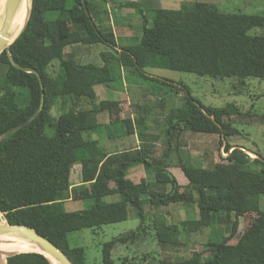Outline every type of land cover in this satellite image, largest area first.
Wrapping results in <instances>:
<instances>
[{"label": "trees", "instance_id": "obj_1", "mask_svg": "<svg viewBox=\"0 0 264 264\" xmlns=\"http://www.w3.org/2000/svg\"><path fill=\"white\" fill-rule=\"evenodd\" d=\"M107 18V11L93 0H32L23 30L0 53L4 66L0 73V212L4 218L0 223L31 227L62 249L73 264H84V248L69 244V232L125 220L130 206L143 224L145 206L193 203L199 218L178 225L154 220V233L159 243L176 245L181 244L176 237L180 231L189 235L208 226L204 248L175 262L154 263L143 254L140 264H264V209L259 203L264 196V158L253 152L258 156L251 160L239 146L227 155L232 164L197 166L187 152L182 159L179 146L172 144L183 131L215 133L228 150L232 145L227 137L239 134L229 119L243 113L233 103L203 105L182 84L143 72L144 66L153 64L151 56L164 67L214 79L264 78V13L225 11L214 3L197 1L175 9L154 8L149 18L143 15L140 42L135 46L117 45L113 32L103 29ZM256 28L259 33H250ZM77 43H103L113 52L99 53L102 66L83 64L65 52L66 46ZM121 67L171 91H183L184 105L171 106L164 116L167 148L160 156L152 155L154 146L147 143L108 154L91 138L101 126L99 113L116 103L96 102L94 86H111L112 75L120 74ZM144 116H134V125L144 126ZM127 133H133L132 127ZM174 152L187 178L184 185L167 168V158ZM251 162L259 168L250 169ZM76 163L82 165L81 181L72 184ZM139 164L153 173L152 182H134L127 176L128 169ZM112 196L116 198L109 199ZM67 200L91 204L67 210ZM248 212L256 216L237 233L239 218ZM142 224L106 241L101 264H115L114 245L147 233ZM231 238L234 243H229ZM46 257L19 252L2 257V264L5 259L6 264H55ZM127 264L135 263L127 260Z\"/></svg>", "mask_w": 264, "mask_h": 264}, {"label": "rangeland", "instance_id": "obj_2", "mask_svg": "<svg viewBox=\"0 0 264 264\" xmlns=\"http://www.w3.org/2000/svg\"><path fill=\"white\" fill-rule=\"evenodd\" d=\"M114 1L119 2L122 0H106L102 1L101 4L104 9L113 13L116 20L121 21L125 26H129L131 36L128 34V29L125 30L127 34L123 31H119L117 35L114 34L116 44L118 43L120 45L129 46L139 44L142 17L144 15L149 18L151 16V11L154 8L175 9L178 8L181 3L197 1L214 3L220 9L225 11L264 13V0H136L137 6H127L122 9L123 14L124 12L127 13L126 16L121 17L119 16L118 10L113 9V7L111 10L109 9L108 2L113 3ZM111 31L113 32V30ZM253 32L259 33L260 29L256 28L250 31V33ZM104 45L99 43L90 47L89 50H105L106 48ZM150 62H153V64L144 66L143 72L145 74L160 77L162 79L173 80L177 84H182L190 94L197 98L203 105L217 107L233 103L243 113L237 116L233 115L229 119L230 121L235 122L234 126L238 129L239 134L227 137V141L232 145L228 150L224 148L223 144H219L220 137L218 134L183 131L181 133L182 136L180 134L178 138V140L182 141V144L178 147V150L182 151L180 152L182 159H186L185 153L189 152L190 159L194 165H205L207 167H218L219 165L225 166L227 164H232V162L227 160L229 152H231L234 147L239 146L243 147V151L251 160H253L252 158H256V155L253 152H258L260 156L264 158L263 77H224L214 79L208 76H199L193 72L164 67L157 59H155V57L152 58L150 56ZM3 68L4 66L0 63V73L3 71ZM112 77L114 80L110 82L111 86L107 85L106 87L102 83L96 84L98 95H102L104 98H110L111 96L125 93L124 90H120L119 88H121L122 84L126 83L129 84V90L131 91H137L140 89L142 93L144 92L143 95H145V97H147L149 93V100L143 101V105H141V108L139 109L134 105L133 112L135 116L144 114L146 117V123L144 125L146 127L148 126L147 130L151 132V134L157 135L156 139L158 140V144L155 145L152 154L157 156L162 150L167 148L165 135L159 132L165 125L164 116L168 113L171 106L179 107L184 105L183 91H171L163 83L152 81L151 79L145 78L137 72L129 69H126V73H123L122 76L120 74H114ZM100 89L103 92H100ZM137 96L142 98L140 94H137ZM139 101L142 100L136 102L138 103ZM117 127L116 129H118ZM141 127L142 125H136V128L138 129ZM109 128H112V126L108 125L107 129ZM176 140L177 139L172 140L173 146L176 145ZM167 159V165H169L168 167L170 168L169 171H171L178 181L182 183L186 177L178 166L180 164L177 156L172 153ZM259 166L260 164L258 163H248L250 169H257ZM72 169L71 180L74 181V178H76V169L75 167ZM145 173L147 180L152 182L153 173L146 171ZM157 187L154 186L156 189ZM165 189H169V185H167ZM112 197L113 198L109 199L116 198L115 196ZM259 203L260 207L264 209V196L260 197ZM90 204V200H67L64 202V207L67 210H76L87 208ZM144 209L147 216L143 224L137 216L135 209L130 206L128 208L127 219L116 223L103 224L95 229L82 228L71 231L67 236L68 242L71 246H80L84 248V264H101L103 244L131 229L135 230L140 224L146 226L145 231L147 233L140 235L134 241L127 243L120 242L114 245L111 251V256L115 264H119L125 257L128 262L131 261L132 263L140 264L143 254H148V261H154V263H157V261L161 259L175 262L190 258L193 252L201 251L204 248V244L210 234L208 226L189 235L180 231L176 237L181 244L176 245L159 243L154 233V220H164L167 223L178 225L181 220L199 218L200 213L195 204L171 203L166 206L155 208L145 206ZM255 216V212H248L244 216H241L239 218L237 233L241 232L244 227L248 226ZM0 218H4L1 212ZM224 233H227L226 227H224ZM235 240V238H231L229 243H234ZM127 260L125 264H127Z\"/></svg>", "mask_w": 264, "mask_h": 264}, {"label": "crops", "instance_id": "obj_3", "mask_svg": "<svg viewBox=\"0 0 264 264\" xmlns=\"http://www.w3.org/2000/svg\"><path fill=\"white\" fill-rule=\"evenodd\" d=\"M93 1H96L101 6V9L106 10L108 13V18L104 22L106 27H103V29L105 31L106 30H113V32H114L113 35L114 34L117 35L119 31L125 32V30L128 29V34L131 36L129 26H125L124 23H122L119 20H116L113 13H110L107 9L103 8L101 2L106 1V0H93ZM125 1L126 0H122L119 2L114 1L113 3L108 2L109 9L111 10L113 7V9H116L119 11V16L124 17V16H126V13H127V12L126 13L124 12V14H123V12H122V9H124L126 7L125 4L129 3V2L135 3L136 0H127L126 2ZM97 44H99V43H96V44H78V43L77 44H71V45H68L65 47V52L70 54L76 61H78L80 63H83V64L93 63V64H96L98 66H102L103 61L100 58L99 53L101 51H104V50H100V49L97 51L89 50L90 47L97 45ZM101 44H103V43H101ZM117 45L126 46V45H120L118 43H117ZM104 46L106 49H109L108 51H112L107 45H104ZM126 69L134 71L131 68L121 67V70H120L121 76L123 73H126ZM129 87L130 86L128 83L122 84L121 88H119V89L124 90L125 93H121V94H118L115 96H111L110 98H104V97H102V95L100 96L97 94L96 85L94 86V90H95V93L97 96L96 102L106 101V100L116 102L115 104L111 105L109 108H105L99 113L98 120L101 123V126L98 129V131L94 132V134L91 137L92 139H96L98 147L101 148L104 152H106L108 154L118 152V151H122V150L136 149V148H139V146L142 143L152 144L154 146V148H155V145L158 144V140L156 139L157 135L151 134V132H149L147 130L148 126L146 127L145 125L144 126L142 125V127L140 129H138V128H136V125H134V123L132 122L133 117L135 116L134 112H133L134 105L138 109L141 108V105H143V101L149 100V93L146 92V93H148V96L145 97V95H143L144 92L142 93L140 91V89H138L137 91H134V90L131 91V90H129ZM100 92H103V91H101V89H100ZM137 94H140L142 96V98L137 96ZM138 100H142V101H139L137 103L136 101H138ZM84 106H87V104L85 103ZM138 116L141 117V116H144V114H139ZM145 119H146V117H145ZM145 119H144V121L146 123ZM127 120L130 121L129 122L130 124L124 123ZM108 125H111L112 128L107 129ZM116 127L118 129H116ZM131 127L133 129V133H127ZM146 130L148 131L149 134L147 133ZM159 132L162 133V130H160ZM181 136H182V134H181ZM176 144H177V146L180 147V145L182 144V141L178 140L176 142ZM163 153H164V150H162L157 156H160ZM176 153L177 152H174L175 155H176ZM188 154H189V152H188ZM189 156H190V154H189ZM168 166H167V168L169 170L170 168ZM178 166L180 167V165H178ZM197 166H199V165H197ZM200 166H205V165H200ZM73 167H75V169H76V173H75L76 178H74V181H72V184H79L81 181V167H82V165H81V163H77V165L75 164ZM78 167H79V169H78ZM72 172H73V169H72ZM127 176L134 182H139L141 179L147 180L146 173L144 170V166L142 164H139V165H136V166L129 168L128 172H127ZM177 181H178V179H177ZM186 183H187V178H185L183 180V182L180 184L184 185ZM110 198H113V197H110Z\"/></svg>", "mask_w": 264, "mask_h": 264}, {"label": "water", "instance_id": "obj_4", "mask_svg": "<svg viewBox=\"0 0 264 264\" xmlns=\"http://www.w3.org/2000/svg\"><path fill=\"white\" fill-rule=\"evenodd\" d=\"M18 3H19V0H6V5L4 8L3 18L1 20V26H0V53L17 38V36L20 34V32L23 30V28L26 24V22H25L22 29L18 33V35L10 43H8V40L10 38V32H9L10 25L12 22L13 15L16 11L17 6H18ZM31 3H32V0H31ZM30 8H31V4H30ZM29 13H30V9L28 12V16H29ZM28 16H27V19H28ZM27 19H26V21H27ZM37 75H38V73H37ZM42 104H43V93L41 96L40 108H41ZM255 155H256V157L258 156L257 154H255ZM16 229H22L25 231V233L15 234ZM32 242H36V243L40 244L42 247H44V249H46V251L49 254L58 258L63 264H73L62 249H60L49 238L39 234L35 229L28 227V226H25V225H11L8 222H7V225L0 226V245L5 244V243H10V244L14 245L15 247L19 248V250L7 253L6 256H9V255H12L15 253H19V252H37L34 250H27L26 249L31 245ZM37 253L42 254L41 252H37ZM0 263H1V261H0ZM5 264H6V259H5Z\"/></svg>", "mask_w": 264, "mask_h": 264}, {"label": "bare ground", "instance_id": "obj_5", "mask_svg": "<svg viewBox=\"0 0 264 264\" xmlns=\"http://www.w3.org/2000/svg\"><path fill=\"white\" fill-rule=\"evenodd\" d=\"M30 4H31V0H19L18 6L13 15L12 22L10 25V29H9L10 38L8 40V43H10L18 35L23 25L25 24L29 9H30ZM5 5H6V0H0V26H1V20L3 18V12H4ZM5 225H7V222L3 220L0 223V226H5ZM15 232H16L15 234L25 233V231L22 229H16ZM26 249L41 252L45 256L52 259L55 264H63L58 258L49 254L46 251V249H44V247H42L40 244L36 242H32L31 245ZM16 250H19V248L15 247L14 245L10 243L1 244L0 245V261H1L0 264H2V257H6L7 253L16 251Z\"/></svg>", "mask_w": 264, "mask_h": 264}]
</instances>
